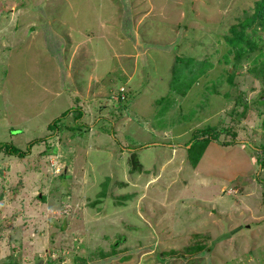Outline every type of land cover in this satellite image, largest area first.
<instances>
[{"label":"rangeland","instance_id":"rangeland-1","mask_svg":"<svg viewBox=\"0 0 264 264\" xmlns=\"http://www.w3.org/2000/svg\"><path fill=\"white\" fill-rule=\"evenodd\" d=\"M261 2L0 0V264H264Z\"/></svg>","mask_w":264,"mask_h":264},{"label":"trees","instance_id":"trees-1","mask_svg":"<svg viewBox=\"0 0 264 264\" xmlns=\"http://www.w3.org/2000/svg\"><path fill=\"white\" fill-rule=\"evenodd\" d=\"M261 3L264 5V2H261ZM258 6H259V4L257 3L255 5L254 13L251 17H247V18L243 17L242 21L239 22V23H241L240 25H236V26L231 27L230 31L233 34V36L232 35H231V37L227 36L226 40H227L228 44L230 45V52L235 53V60L236 61H239L240 58H242V57L249 58L252 54H254V57H252V58H255L256 54H258L260 56L257 58L258 59L257 62H256V58H255V62H256L255 63V67H256L255 76L258 79H261L264 81V50L262 49L263 39H261V37L258 35L260 31H262V30L264 31V6H261L259 8H258ZM255 10H256V12H255ZM248 29H250L249 33H248ZM189 62H191V61H189ZM233 65L235 66L236 64H233ZM186 68H189V64L186 66ZM191 86H186L185 90H187V92H188L191 89ZM185 90H183V93L185 92ZM187 92H186V94H187ZM121 93L118 92L115 95L117 96L118 94H120L119 96H122V98H120L121 101L122 100L127 101L128 97L125 96L126 93L124 92V90H123V94H121ZM263 95H264V93H263ZM117 104L120 105L122 103H117ZM113 110H115L116 113H113ZM125 111H126L125 108H122L121 106L118 108L117 105H113L110 107V110L108 112H110L111 114L113 113V116H114L115 114H117V115L123 114ZM68 112H70V111L67 110V111L63 112L59 117H57L55 120H53L52 123L50 125H48L47 128L50 130H56L59 122L66 117ZM262 117H263L262 122H263V126H264V112L262 113ZM75 119H77V117ZM198 131H199L200 135L203 136L202 140L201 141H194L195 140L194 138H197L196 136H194L193 141H190L191 145H190V148L188 149V151L191 154L194 151L197 152V157L195 158V160L192 159V165L194 167L197 164L201 154L204 152L205 148L211 142H214L216 140V138H218V135H219L218 134L219 131L217 132L214 128H211V127L200 129ZM41 142H42V139L41 140H33V141L29 142L24 151L14 147V146H11V145H7V144L2 145L1 144L0 145V152L4 151L6 155L11 156V157L14 156L16 158L17 157L18 158H24L26 156H29V153H30V151L34 145H36L37 143H41ZM190 143H187V145ZM233 143H237V142L233 141ZM197 144H199V145H197ZM259 150L264 155V145H261L259 147ZM257 162H258L257 164L259 167L264 168V159L261 161L258 160ZM133 163H135V161ZM136 166L137 165H133V168H135ZM192 248H193L192 251H194L195 253H201L200 251L201 250L203 251V247L199 243L193 245Z\"/></svg>","mask_w":264,"mask_h":264}]
</instances>
